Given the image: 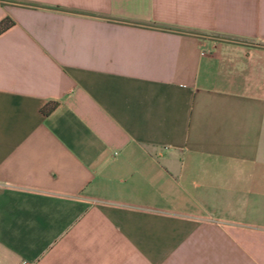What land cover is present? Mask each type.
<instances>
[{"label":"crops","instance_id":"obj_1","mask_svg":"<svg viewBox=\"0 0 264 264\" xmlns=\"http://www.w3.org/2000/svg\"><path fill=\"white\" fill-rule=\"evenodd\" d=\"M3 17L0 264H264V0Z\"/></svg>","mask_w":264,"mask_h":264},{"label":"trees","instance_id":"obj_2","mask_svg":"<svg viewBox=\"0 0 264 264\" xmlns=\"http://www.w3.org/2000/svg\"><path fill=\"white\" fill-rule=\"evenodd\" d=\"M13 21L9 17H3L0 19V32L4 31L6 28L11 26ZM56 105L55 101H49L45 107L42 109V113L46 114L50 112Z\"/></svg>","mask_w":264,"mask_h":264},{"label":"built area","instance_id":"obj_3","mask_svg":"<svg viewBox=\"0 0 264 264\" xmlns=\"http://www.w3.org/2000/svg\"><path fill=\"white\" fill-rule=\"evenodd\" d=\"M16 264H32V263L27 260H19Z\"/></svg>","mask_w":264,"mask_h":264}]
</instances>
